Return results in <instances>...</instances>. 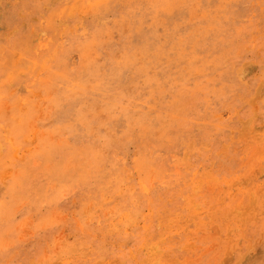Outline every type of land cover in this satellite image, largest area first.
<instances>
[{
	"label": "rangeland",
	"instance_id": "obj_1",
	"mask_svg": "<svg viewBox=\"0 0 264 264\" xmlns=\"http://www.w3.org/2000/svg\"><path fill=\"white\" fill-rule=\"evenodd\" d=\"M44 1L0 40V264H264V0Z\"/></svg>",
	"mask_w": 264,
	"mask_h": 264
},
{
	"label": "bare ground",
	"instance_id": "obj_2",
	"mask_svg": "<svg viewBox=\"0 0 264 264\" xmlns=\"http://www.w3.org/2000/svg\"><path fill=\"white\" fill-rule=\"evenodd\" d=\"M44 2H46V5L53 3L52 0H45ZM21 3L22 0H0V40L19 33L23 28V22H16L18 14L15 12L16 8L20 6ZM43 34L41 30H28L25 37L21 39L22 44L20 47L22 49L11 54V65L16 66L18 64L19 60H21L23 50L38 46Z\"/></svg>",
	"mask_w": 264,
	"mask_h": 264
}]
</instances>
